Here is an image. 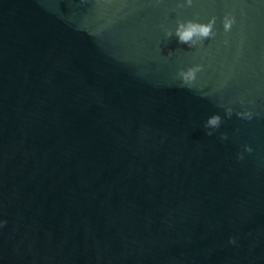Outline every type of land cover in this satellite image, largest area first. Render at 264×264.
<instances>
[{
  "label": "water",
  "instance_id": "obj_1",
  "mask_svg": "<svg viewBox=\"0 0 264 264\" xmlns=\"http://www.w3.org/2000/svg\"><path fill=\"white\" fill-rule=\"evenodd\" d=\"M0 185L93 264H264V0H0Z\"/></svg>",
  "mask_w": 264,
  "mask_h": 264
},
{
  "label": "clouds",
  "instance_id": "obj_2",
  "mask_svg": "<svg viewBox=\"0 0 264 264\" xmlns=\"http://www.w3.org/2000/svg\"><path fill=\"white\" fill-rule=\"evenodd\" d=\"M233 22L234 21L232 19L226 18L225 24H224L225 31H230L231 30ZM210 30H211L210 26L191 25V26H189L188 30H185V31H179L178 30L177 35L179 36V42L180 43H187L188 40L192 37L194 32H198L203 37H208L210 35ZM198 71H200L199 68L190 69V70H187L186 72H184V71L180 72L179 75H180V77L182 78V80L185 83H190V82L195 80L196 73ZM232 114L233 113H232V109L231 108L226 109V115L228 117H231ZM236 115L238 117L242 118V119L250 120L252 118V114L250 112H239V113H236ZM219 124H220V117L219 116H213V117H211L208 120L206 127L216 128V127L219 126ZM207 135L211 136L212 133L208 132ZM221 139H227V137L226 136H222ZM245 151L251 153L252 152V148L248 147V146H245ZM238 159L242 160L243 159V155L242 154L239 155ZM0 226H2V225H0ZM229 242L230 243H235V240L231 239Z\"/></svg>",
  "mask_w": 264,
  "mask_h": 264
}]
</instances>
